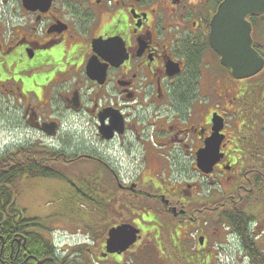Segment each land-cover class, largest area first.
Segmentation results:
<instances>
[{"label": "flooded vegetation", "instance_id": "flooded-vegetation-1", "mask_svg": "<svg viewBox=\"0 0 264 264\" xmlns=\"http://www.w3.org/2000/svg\"><path fill=\"white\" fill-rule=\"evenodd\" d=\"M222 1L30 0L27 7L24 0H4L0 95L12 97L19 127L29 129L17 134L40 145L47 140L42 151L62 161L54 157L45 166L50 172L79 160L96 166L104 198L90 202L96 227L106 225L103 235L87 227L83 236L100 262L129 264L124 261L134 252L143 255L142 264H218L213 246L225 216L235 207L244 211L243 195L260 190L263 121L247 128L246 147L236 138L243 125L235 122L244 111L239 101L264 81L234 79L210 47V23ZM241 82L247 86L238 87ZM215 134L219 160L204 174L197 155ZM89 139L107 152L123 149L129 159L136 157L133 149L140 152L141 170L124 180L96 150L88 154ZM73 140L79 149L70 148ZM215 183L222 189L215 192ZM143 210L148 214L140 222L131 216ZM122 225L138 230L136 243L108 253V231ZM14 227L0 223V264H70L51 233L36 230L38 220ZM212 230L220 232L218 240Z\"/></svg>", "mask_w": 264, "mask_h": 264}, {"label": "rangeland", "instance_id": "rangeland-1", "mask_svg": "<svg viewBox=\"0 0 264 264\" xmlns=\"http://www.w3.org/2000/svg\"><path fill=\"white\" fill-rule=\"evenodd\" d=\"M256 25H258L260 30L264 29V26L261 25L259 21ZM259 39L261 41L256 39V42L258 44L259 42H262L261 44L264 45V41H262L260 36ZM261 47L262 48L260 49H262L264 53V46ZM258 79L262 82L264 81V76H261ZM254 85L255 83H253V86ZM237 86L243 88L247 86V83H237ZM249 96L250 94L248 97ZM13 103L15 104L11 96L2 97L0 95V156L8 150L15 149V147L17 148L19 145L28 144L24 141L25 138L23 136L17 134L20 130V134L24 135L27 131H29V129L26 125L19 127V117L17 112L13 110ZM239 103H241L239 108L241 109L242 106V110H244L243 113H241V110L239 111L238 120L241 119V121H232H237L235 122L236 127L240 126V123L243 125L244 131L241 130L243 132L238 133L236 138H241V145L244 147L246 140L248 139V135L251 134V129L248 130L247 128L249 126L254 128L259 121H263L261 124L262 129L260 130V135L264 137V116H261L264 114V103L258 101L256 104H252L247 97L246 99L243 97ZM248 121H252V125L247 124ZM257 139H260V137ZM74 141L75 140L68 143L70 148L73 150L79 149L76 146L81 145V143H76ZM48 143L49 142H45L43 145L48 146ZM261 143L264 144L263 139H261ZM84 145L87 148V152H89L88 154L95 155L96 150L95 156H103L105 159H108V161L112 164L111 166L120 172V175L124 180L130 177L129 175L134 176L137 174L133 171V169H135L136 172L141 170V163L139 162L142 157L140 152H137L134 149L133 154L137 157V159H139V162L137 163L139 165L135 168L129 166L130 164L127 161L128 158L124 159V156L127 157L130 153L122 152L123 149H109L107 152L108 147H106L104 143L91 139H89ZM62 146V144L59 145V147ZM67 149L69 148L67 147ZM262 161L264 163V159H262ZM248 163L252 165L251 162ZM263 163L260 160H257V166L260 164L262 167L264 165ZM150 168L154 169V166L151 165ZM95 172L96 166L91 161L79 160L69 165L65 171L62 170V172L59 173L63 175L62 178L20 177V179L15 182L14 189L16 190L17 196L16 206L19 210L24 211L23 218L38 220L39 228L36 230L42 234H49L51 232L49 237L54 240L57 248L61 249L60 252H62V250L65 251L61 256H63V258H68L70 264L111 263L110 260L100 262L98 260L99 257L96 255L94 250H88V248L93 249V246L91 245V238L87 237V235L83 236V234L89 232L87 227L95 232V234L103 235V228L106 225H100L99 227L98 224L96 227V209L91 206L92 203L90 202L91 197L100 199L104 198V195L102 194V192H104V187L98 186V180ZM249 176L254 177V175ZM259 179L258 188H260V190L255 193V198L252 196L251 199L254 200L252 201L254 205L252 204L253 207L251 206L249 208V204L247 202L244 209L246 212L251 211V214L249 215H252L255 219L252 220V222H254L252 224V228H254V233H252L254 241L257 240V243L262 247V249H264V171H262L261 178ZM221 189L222 186L219 183H215L214 191L217 192ZM242 198H244V196ZM253 213H255V216ZM138 214L139 212L137 213L133 211L131 216L136 215L138 221L140 222L142 217L148 213L143 210L140 217ZM132 223L136 225V222L133 221ZM230 229L228 224L224 222L221 236L222 238L220 239V242H218L225 245L221 254L224 253L226 257H229L230 253H234L235 256H239L241 252V260L239 262L241 264H250L248 258L242 251H240V243L231 233L232 229ZM213 230L211 235L214 240H218L220 232ZM224 235L229 236L224 239ZM79 243L85 244V249L82 250V253L73 249L76 248ZM217 249L220 250V247L215 248V250ZM142 256L143 255H140L139 253L133 252L132 255H130V260L125 259L124 263L142 264Z\"/></svg>", "mask_w": 264, "mask_h": 264}, {"label": "water", "instance_id": "water-1", "mask_svg": "<svg viewBox=\"0 0 264 264\" xmlns=\"http://www.w3.org/2000/svg\"><path fill=\"white\" fill-rule=\"evenodd\" d=\"M30 0H24L28 7ZM264 15V0H223L210 23L209 45L219 56L220 64L231 70L232 77L243 80L258 74L263 58L252 47L250 17ZM215 134L197 155L198 168L211 172L219 160L220 139ZM138 230L122 225L108 231V253H122L136 242Z\"/></svg>", "mask_w": 264, "mask_h": 264}, {"label": "trees", "instance_id": "trees-1", "mask_svg": "<svg viewBox=\"0 0 264 264\" xmlns=\"http://www.w3.org/2000/svg\"><path fill=\"white\" fill-rule=\"evenodd\" d=\"M260 22L264 26V16L260 18H252L251 21L255 26L256 21ZM257 26V25H256ZM264 32V29H261ZM264 76V71L261 73ZM264 85H258L254 91L246 93L248 99L250 97L253 103L261 101L264 103ZM263 89V90H262ZM250 96L248 97V95ZM256 98V99H255ZM59 163H62L59 157H57L54 152L46 151H34L30 145L17 147L5 152L0 156V223L3 221L5 229H14L15 223H20L21 225H31L34 224L36 219H26L23 218L22 210H19L16 206V190L15 182L20 177L28 178H62L63 175L55 172H50L45 166H53V158ZM253 159H247L248 162L253 163ZM41 163V164H39ZM41 165H43L42 168ZM38 168V169H36ZM264 168V166H262ZM257 183V181H256ZM253 185V182H252ZM251 185V186H252ZM252 189V187H251ZM254 195L250 193L248 195H243L247 202H252L251 197ZM242 196V192H241ZM242 199V198H241ZM252 204H254L252 202ZM225 216L226 222L229 224L233 233L237 236L240 243L241 251L248 258L250 264H264V249L254 241L253 234L254 230L252 228V220H255L250 212L243 211L237 207L234 210L229 211ZM81 249V253H82Z\"/></svg>", "mask_w": 264, "mask_h": 264}, {"label": "bare ground", "instance_id": "bare-ground-1", "mask_svg": "<svg viewBox=\"0 0 264 264\" xmlns=\"http://www.w3.org/2000/svg\"><path fill=\"white\" fill-rule=\"evenodd\" d=\"M4 20H6V19H4ZM93 144V143H92ZM114 164V163H113Z\"/></svg>", "mask_w": 264, "mask_h": 264}]
</instances>
